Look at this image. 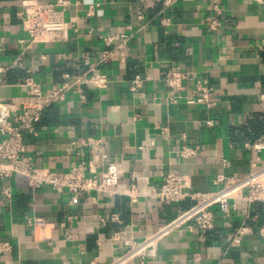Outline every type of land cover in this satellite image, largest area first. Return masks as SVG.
Instances as JSON below:
<instances>
[{
  "label": "crops",
  "instance_id": "1",
  "mask_svg": "<svg viewBox=\"0 0 264 264\" xmlns=\"http://www.w3.org/2000/svg\"><path fill=\"white\" fill-rule=\"evenodd\" d=\"M20 2L0 0L1 100L26 95L28 79L42 90L70 82L87 70L84 60L95 63L119 43L107 45L105 37L129 33L123 47L99 64L108 77L105 87L73 84L63 101L41 112L35 133L23 132L40 166L64 172L79 159L114 161L119 179L112 196L79 192L71 201L67 191L31 189L21 175L0 178V191L10 189L9 197L0 193V244H7L0 264H108L128 240L152 235L192 204L148 197L168 170L185 176L188 191L206 192L220 185L219 174L242 176L253 164L264 166V147H253L264 144V0H223L216 31L206 25L209 0H70L66 35L45 43L30 42L22 30ZM136 7L143 9L141 20ZM175 65L188 73L179 89L162 82ZM136 74L142 83L131 91ZM196 79L207 81L213 107L189 102L197 96ZM87 137L101 140L100 155L75 148ZM183 145L196 154L180 157ZM131 185L135 200L128 196ZM33 217L46 224H27ZM262 224L264 201L231 198L228 212L214 209L211 229L186 223L142 260L125 264H264V238L257 233ZM241 227L245 233L232 244Z\"/></svg>",
  "mask_w": 264,
  "mask_h": 264
},
{
  "label": "built area",
  "instance_id": "2",
  "mask_svg": "<svg viewBox=\"0 0 264 264\" xmlns=\"http://www.w3.org/2000/svg\"><path fill=\"white\" fill-rule=\"evenodd\" d=\"M173 1L164 0V3L169 5ZM222 1L209 0L212 10V14L206 22L209 31H216L222 25L218 17ZM68 4H70V0H21L16 16L20 19L22 30L28 35L30 42H57L63 39L70 26L64 17V8ZM135 14L138 20L143 19L141 7H136ZM127 28L131 30L129 26ZM127 37H129V33L105 37L104 41L107 45L115 40H118L119 43L113 49L101 51L95 63L84 60L88 66L87 70L72 77L68 83L63 82L58 87L42 90L33 80L28 79L26 85L29 91L26 95L19 97L16 101L0 99V178L8 179L12 175H21L26 178L31 189L48 186L57 192L67 191L71 194V201L76 199L79 192L96 191L109 196L117 193L119 176L114 161L98 160L95 162L91 158L79 159L72 162L68 170L64 172L53 171L38 165V162L28 154L29 147L24 141L23 132L35 133V125L40 120L41 112L51 104L63 101L73 84L87 85L92 88L105 87L108 77L99 70V64L105 62L113 52L123 47ZM261 45L264 47V39H262ZM187 75L188 73L179 65H175L165 70L162 82L166 87L179 89ZM65 76L68 77V75ZM141 83L142 77L139 74L134 75L130 81L129 90L136 91ZM195 89L197 96L190 99L189 102L200 103L207 108L214 106L212 90L206 80L196 79ZM82 147H91L96 155H100L103 151L101 140L92 137L81 139L75 146L76 149ZM253 147L260 149L264 147V144L255 143ZM195 154L196 149L191 145H183L179 150V155L182 158L192 157ZM262 179H264V166L257 167L253 164L252 169L242 176L217 175L215 182L220 185L215 190L190 192L187 190L188 183L185 176L176 170H168L161 185L149 192L148 197L167 203L190 199L192 204L152 235L144 237L140 241L128 240L126 249L108 264H125L136 257L142 260L148 249L153 248L170 231L186 223L192 222L200 231L211 229L214 221V209L224 213L228 212V200L231 198L238 197L246 203L264 201ZM0 193L9 197V187H3ZM136 195L135 186L131 185L128 196L131 200H135ZM26 222L33 227H42L46 224L42 217L26 218ZM244 233V228H238L232 236L231 243H239ZM257 233L264 238V224L257 229ZM6 246V243L0 244V250Z\"/></svg>",
  "mask_w": 264,
  "mask_h": 264
},
{
  "label": "water",
  "instance_id": "3",
  "mask_svg": "<svg viewBox=\"0 0 264 264\" xmlns=\"http://www.w3.org/2000/svg\"><path fill=\"white\" fill-rule=\"evenodd\" d=\"M124 122V118L122 120ZM262 185H264V179L261 180Z\"/></svg>",
  "mask_w": 264,
  "mask_h": 264
}]
</instances>
